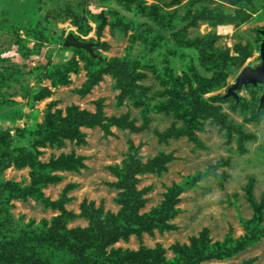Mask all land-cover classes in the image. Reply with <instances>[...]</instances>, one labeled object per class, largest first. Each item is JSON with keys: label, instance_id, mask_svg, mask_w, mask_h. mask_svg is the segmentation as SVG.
Wrapping results in <instances>:
<instances>
[{"label": "rangeland", "instance_id": "1", "mask_svg": "<svg viewBox=\"0 0 264 264\" xmlns=\"http://www.w3.org/2000/svg\"><path fill=\"white\" fill-rule=\"evenodd\" d=\"M263 32L264 0H0V243L62 216L93 239L88 212L114 231L76 257L44 246L0 264H264V86L227 95L261 65ZM99 106L134 126L50 134ZM134 154L163 162L129 194Z\"/></svg>", "mask_w": 264, "mask_h": 264}, {"label": "trees", "instance_id": "2", "mask_svg": "<svg viewBox=\"0 0 264 264\" xmlns=\"http://www.w3.org/2000/svg\"><path fill=\"white\" fill-rule=\"evenodd\" d=\"M43 30L45 28H42ZM249 57V52L244 49L243 55L239 61V64L243 63L247 58ZM106 68L111 73L117 75L119 72L123 70L128 71L126 69L125 64H121L120 62H114L113 64H107ZM132 77L129 79V77H126V82L124 84H120V88L122 89V94L120 98H125L128 95H132L133 91L136 90V85L133 84L131 81ZM191 99H194L195 97L190 96ZM239 104L241 103L238 101ZM100 126L104 131L109 132V125H116L121 126L125 125L127 127H133L134 125L130 122H128L126 119H118V118H108L104 115L102 107L99 106L97 111L95 113H81L75 116H71L64 124L58 126L55 124V126L52 129V132L50 134L54 133L55 129H59L63 132H68L70 127L74 126ZM77 129V128H76ZM10 134L7 131H0V144L2 142L7 143L9 141ZM2 148H0L1 150ZM1 153V152H0ZM6 153V152H5ZM5 153H1V158L5 156ZM1 161V160H0ZM162 159H153L147 162L146 164H141V161L136 158V155H132L131 161L126 166V173L121 174L122 176V183L123 186L127 189V192L129 194H133L136 190V184L139 182L138 175L145 173V172H153L155 168L162 163ZM92 217V223H93V231H95L96 239L100 240V243H106L109 240L112 239V236L114 235L113 230H107L105 227L101 224V220L95 216L94 213H87ZM64 216L60 217L58 219V222H55L52 230L50 233H44L42 237L38 235H32L30 232L26 230H20L18 236L15 238L17 245H15L16 249H13L11 246L7 243H0V256H3L4 258L12 259V257L16 254L17 251H22L24 255H29L33 252H35L37 249L44 248V246H47L48 248H53L55 251H57L59 254H68L70 256L76 257L79 255L80 252L86 251L90 248H94L95 243L92 240H96L95 238L91 239L87 232L85 231H77L73 233H66L65 230V224L63 221ZM1 223V219H0ZM1 226V225H0ZM18 240V241H17ZM229 248V247H228ZM230 249V248H229ZM228 249L224 250L227 251ZM235 250H238V246L235 247ZM57 253V254H58ZM148 254V252L146 253ZM226 253L220 252L218 254V257H221L225 255ZM63 259V255H61L58 260ZM150 259V260H149ZM154 258L151 256L150 258L145 257L144 255L141 256V258L138 259L139 264H154L153 260ZM14 264L13 260H9L8 263ZM137 262V264H138ZM41 264V263H40ZM48 264L51 263V260H49ZM78 264V262H77Z\"/></svg>", "mask_w": 264, "mask_h": 264}, {"label": "water", "instance_id": "3", "mask_svg": "<svg viewBox=\"0 0 264 264\" xmlns=\"http://www.w3.org/2000/svg\"><path fill=\"white\" fill-rule=\"evenodd\" d=\"M64 45L66 47L84 49L89 51L90 53H93V43L82 41L73 34H70L68 35V37H66ZM261 60V65L257 67H246L241 71L236 79L235 84H233L228 89V96H232L237 101H240V95L238 94V91L241 90L244 86L246 87L251 84L255 86L261 84L264 86V40L261 46ZM260 102L261 106H264V94L262 95Z\"/></svg>", "mask_w": 264, "mask_h": 264}, {"label": "flooded vegetation", "instance_id": "4", "mask_svg": "<svg viewBox=\"0 0 264 264\" xmlns=\"http://www.w3.org/2000/svg\"><path fill=\"white\" fill-rule=\"evenodd\" d=\"M264 94V93H263Z\"/></svg>", "mask_w": 264, "mask_h": 264}]
</instances>
